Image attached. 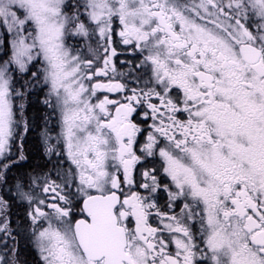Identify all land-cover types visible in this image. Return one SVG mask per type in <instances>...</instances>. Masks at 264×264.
<instances>
[{"label":"snow or ice","instance_id":"6c2138e0","mask_svg":"<svg viewBox=\"0 0 264 264\" xmlns=\"http://www.w3.org/2000/svg\"><path fill=\"white\" fill-rule=\"evenodd\" d=\"M0 264H264V0H0Z\"/></svg>","mask_w":264,"mask_h":264},{"label":"flooded vegetation","instance_id":"af4514ba","mask_svg":"<svg viewBox=\"0 0 264 264\" xmlns=\"http://www.w3.org/2000/svg\"><path fill=\"white\" fill-rule=\"evenodd\" d=\"M102 79V78H101ZM40 105L36 104V97H33V106L27 110L28 117L33 120L34 126L32 130L27 134L24 138L23 142V150L24 153L29 157L28 161L24 162V167L14 170L12 175L22 174L25 171H28L30 168H35L39 165H43V142H42V128H43V120H38L37 117L42 115L39 113L37 109ZM39 124V127L36 124ZM55 134V133H53ZM15 217L23 218L24 216V208L23 207H15L14 208ZM14 217V219H15ZM17 223L20 221L17 220ZM24 240L21 238V245L23 246Z\"/></svg>","mask_w":264,"mask_h":264}]
</instances>
